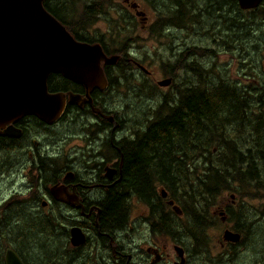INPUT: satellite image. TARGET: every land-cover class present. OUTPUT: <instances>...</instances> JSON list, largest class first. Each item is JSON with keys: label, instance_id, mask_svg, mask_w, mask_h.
Segmentation results:
<instances>
[{"label": "flooded vegetation", "instance_id": "flooded-vegetation-1", "mask_svg": "<svg viewBox=\"0 0 264 264\" xmlns=\"http://www.w3.org/2000/svg\"><path fill=\"white\" fill-rule=\"evenodd\" d=\"M157 1L151 0L147 5ZM168 1L174 4L170 7L176 22L163 19L166 21L158 20L154 26L163 23L158 42L168 62V69L163 70L161 66L159 81L170 79V84L157 87V90L170 91L173 84H177L179 90H196L199 83H206L210 95L220 90L231 98L234 93L235 96L244 93V86L239 89V85L225 82L228 81L230 58L225 43L229 42L231 30L227 26L229 9L224 11V6L229 7V0H213L214 6L207 5L218 9L222 4L221 13L216 10L210 18L208 25L212 26L208 36L215 39L212 44L207 42L208 46L201 41L199 46L186 45V40L197 36L196 32L204 23L205 8L195 10V4L187 0ZM120 4L128 9L129 18L125 24L132 27L140 22L141 31L146 28L148 31L142 32L153 37L152 26L148 29L147 13L142 12L141 3L120 0ZM120 4L118 0H100L98 11L104 14ZM54 5L49 0L45 6L52 8ZM183 10H190L198 20L182 26L178 14ZM63 11L61 7L57 10L58 13ZM136 13L144 16L137 17ZM105 23L108 24L105 33L98 28L91 33L83 23L72 26V32L79 38H115L111 22L106 20ZM217 38L225 40L221 43ZM101 48L107 56L110 54L103 45ZM119 55L118 65L124 62L128 69H133L132 73L151 78L152 73L140 60L126 51ZM210 59L216 61L218 69L215 71L205 68ZM118 65L101 64L106 83L103 90L98 80L84 85L61 74H49L48 93L65 96L64 108L55 121L46 122L32 114H19L0 121L3 264L4 251L10 246L21 261L31 255V264H39L33 250L43 247L41 240H45L46 264H264V155L262 157L258 149L262 134L259 126L264 125L262 100L254 99L253 112L240 119L235 111L239 112L243 103L241 98L234 97L237 103L233 114L218 110L219 119L207 124L208 130L202 131L204 138L201 133L191 134L194 137L190 156H184L180 146L170 152L177 171L190 169V193L181 197L189 204L174 203L180 211L172 221L173 235L166 236L164 214L169 196L163 197L159 191L171 178L166 180L163 174L154 173L162 166L163 156L158 162L149 163L148 159V164H143L149 169L145 181L147 190L124 186L126 146L137 138H144L150 118L133 121L118 114V106L112 104L114 111L105 107L111 104L108 100L111 91L117 94L118 83L114 82L116 88H113L112 72L115 69L121 74L125 72ZM195 69L199 70L198 79L194 77L198 74ZM213 80L214 83H208ZM134 90L138 88L132 87L131 91ZM158 96L162 99L164 95ZM155 100L157 104V97ZM140 101L144 106V98ZM180 102L179 98L173 101L178 104L177 110L181 109ZM243 107L250 112L246 105ZM248 120L250 125L241 128L240 123ZM201 126L204 127L203 123ZM199 138H203L202 142ZM201 144L206 145L205 150L200 148ZM180 175L179 172L176 175L178 183ZM114 192L121 202L118 212L122 220L119 222L101 217L103 203ZM21 218H29L34 224L36 235L32 239H36L32 244L23 242L18 237L20 234L14 236L13 230L7 227L11 220L19 222ZM73 229L79 232H72ZM76 236L82 238L78 245L72 242ZM9 237L19 240L9 241ZM25 243L30 246L21 247Z\"/></svg>", "mask_w": 264, "mask_h": 264}, {"label": "rangeland", "instance_id": "rangeland-1", "mask_svg": "<svg viewBox=\"0 0 264 264\" xmlns=\"http://www.w3.org/2000/svg\"><path fill=\"white\" fill-rule=\"evenodd\" d=\"M60 7L64 10L63 17L67 18V15L74 13L73 15L77 18V16L81 15L84 11V9L81 11L83 5L84 7L93 5L92 2L94 0H83V4L75 5L73 8V11L70 10L69 5L66 0H58ZM100 1V0H99ZM141 3L142 12L147 13V26L148 29L151 27L152 29V35L153 37H150L149 33H145L142 31H148L146 28L141 31V24L140 22H136L135 26L128 27L125 24V20H127L129 17L128 9L120 4V0H118V3L120 4L119 7H116V9H111L106 11L104 14L100 12V15L93 18V22L91 26L85 27L86 30L92 32H95L97 28L100 30L101 33H105L108 29V24L105 23L106 20H109L111 22V25L113 27L114 32L112 35L115 38H88L91 40H95L99 43H103V45L110 51L118 48V46H115L114 43L116 40L122 41L121 45L122 48H124L123 52H130L131 56L135 57L136 59L140 60L146 68L149 69V71L152 73L151 78L148 80L144 75H140L137 72L132 73L133 69L131 67L125 66L123 63L120 64V68L123 69L124 74H121L118 72L117 69H115L114 72L111 74V80L112 82H117V94L115 92L111 93L108 100L111 104L109 106H105L110 111H114L113 105L118 106L119 111L118 114L126 115L129 120L133 121H139L143 118H150L151 119V108L149 111L144 112L145 115H143V105L142 101H140L141 97H144L143 104L144 106L149 105V99L153 98L155 99L157 97L158 101L160 99L159 95L165 94L169 91L168 90H157L155 91V88L157 87V81L160 80L161 76V66L162 69H168L166 61V58L164 57L163 48L160 46V43L158 42L161 38L158 36L160 35V31L163 30V23L166 20L163 19H172V23L176 22V17L172 13V9L170 7V4H172L171 1H168L163 7L159 1L155 2L152 5L150 4L151 0H138ZM195 1V0H194ZM56 2V1H55ZM199 9L203 6L206 10L204 12V23H201L202 25L196 32L197 36H194L192 38H188L186 40V45L191 46L200 43H205V46H208L209 43L212 44V41H214L215 38H209L208 34L210 32V27L212 25H208L210 23V18L212 15L216 13L215 10H212L209 8V4H214L215 2L213 0H196ZM91 3V4H90ZM104 4V2H103ZM221 13V6L219 7ZM229 9V16L230 21L227 22V26H229L230 32V38L229 42L225 43V49L229 53V67H228V73L226 75L227 80L225 82L232 83L233 86L239 85V89L241 86H244L245 89L250 83L253 85H256L258 87L257 81H263L264 80V72H262V69L264 67V22L260 20V18L251 14H246L245 12L240 10L237 5L233 4L232 0H229V7L226 5L224 6V11ZM146 16V15H145ZM217 16V15H216ZM106 19V20H105ZM158 20L162 21L159 22V24L155 27L154 22H157ZM219 27L221 28V24L218 23ZM73 25H70L72 27ZM197 29V26H196ZM214 30H217L216 27H213ZM147 35H149L148 38H145ZM201 36V38H197L198 36ZM202 36L206 37L203 38ZM138 37V38H134ZM181 38L184 39L182 35H180ZM129 38V39H128ZM152 38V39H149ZM213 39V40H212ZM129 40V41H128ZM224 38H217V42H223ZM197 41V43H196ZM209 42V43H207ZM121 47V46H120ZM209 60L208 65L205 67L206 69L215 71L218 69L216 61ZM125 66V67H124ZM127 68V69H126ZM252 68H254L252 70ZM119 73L121 75L119 77ZM178 73L176 72V75ZM196 79H198L199 75L195 74L194 76ZM215 80L208 83H214ZM156 86V87H155ZM229 86L232 88V86L229 84ZM138 88V90L131 91V88ZM115 83H114V87ZM130 88V89H129ZM177 90V91H176ZM231 89H229L230 91ZM113 91V90H112ZM182 91L178 89L177 84H173L170 88V91L167 94L172 93L176 94L177 92ZM179 96V95H178ZM242 96H245L244 93H237V96H234L233 98L237 97V100H239ZM107 98V96H106ZM147 99L148 101H145ZM163 99V98H162ZM242 99V98H241ZM113 100L116 102L114 103ZM247 108L250 109V112H248V109L246 111L245 107H243V104L240 106V110L237 113L238 118L242 119L243 115H248V113H252L254 110L253 103L251 100H247ZM264 104V101L262 102ZM113 104V105H112ZM159 104V103H158ZM112 105V106H111ZM150 105L152 106L153 103L150 102ZM154 106V105H153ZM155 107V106H154ZM120 108L122 110L120 111ZM157 108V107H156ZM155 108V109H156ZM140 110V112H139ZM251 123L250 120L246 122L240 123L241 128L242 126H249ZM79 127V124L77 125ZM77 131V130H74ZM57 139L60 138V136L56 137ZM191 154V153H190ZM190 184V181H189ZM165 190V188H163ZM182 195V194H181ZM179 195V196H181ZM186 196V195H184ZM19 223V225H15ZM32 226V227H31ZM7 227H10V229L13 230L14 236L18 237H26L28 239L25 240L26 243L32 244L33 241L36 239H32L34 236L29 235L33 233L34 224L32 220H29V218L19 219V222L17 220H11V223L7 225ZM42 227V225H41ZM170 227L173 228V224H170ZM22 233H24L22 235ZM11 236V235H9ZM18 238L14 239V237H9V241H17ZM19 240V239H18ZM25 243V247H27V244ZM10 244V243H6ZM40 244L43 245L41 248L44 250H37L36 247H34V255L39 258V264H46V249H45V240H41ZM1 249V245H0ZM47 252L49 250L47 249ZM27 261L29 264H31V259H29L28 256H26Z\"/></svg>", "mask_w": 264, "mask_h": 264}, {"label": "water", "instance_id": "water-1", "mask_svg": "<svg viewBox=\"0 0 264 264\" xmlns=\"http://www.w3.org/2000/svg\"><path fill=\"white\" fill-rule=\"evenodd\" d=\"M236 1L241 10H254L263 2ZM117 59L106 57L100 44L75 41L43 8L42 0H0V121L25 113L54 121L62 111L64 95L47 94L50 73L84 85L98 80L103 90L106 83L100 64L113 65ZM169 84L170 79L157 83L159 87ZM168 204L179 213L172 201ZM72 242L78 245L82 238L73 237ZM4 264L23 263L15 252L6 249Z\"/></svg>", "mask_w": 264, "mask_h": 264}, {"label": "trees", "instance_id": "trees-1", "mask_svg": "<svg viewBox=\"0 0 264 264\" xmlns=\"http://www.w3.org/2000/svg\"><path fill=\"white\" fill-rule=\"evenodd\" d=\"M48 1L49 0H45V5L46 2ZM187 1H189L190 3L193 2L195 4V10L199 9V6L196 1L194 0H187ZM51 2L55 5L52 8H48L46 6L48 8L46 10H48V12L55 19H58L60 22L67 25L69 32L73 35L72 27H70L71 24L66 21L65 17H63L62 14L59 15V13L57 12V10H59L60 8L56 6L59 4V1L51 0ZM67 2L70 10L72 11L75 5L83 4V0H67ZM159 2L160 3L162 2L164 4L166 0H159ZM232 2L233 4L236 5L235 0H232ZM92 4L93 5H89L86 7H84L85 5L84 4L81 9V11L84 9L83 13L77 16V18L73 15L74 13H72L69 19L71 21H75L76 24L83 23L84 27L91 26L93 22V18L100 15V11H98V8L100 6V1L94 0ZM221 5L222 4H220V6ZM211 9L213 10V7ZM216 10L219 12L220 8ZM172 13L174 14V12ZM245 13L254 15L256 17L258 16L260 20L264 22V0L257 9L252 11H247ZM178 15H179L178 18L179 22L182 26H184L185 25L184 23L186 22L188 23L191 21L196 22L198 20V16H195L192 12H190V10H183L181 11V14ZM76 39L82 42H95V40L87 41L88 38H79L77 36ZM121 43L122 41L120 42L119 40H116L114 45L115 46L119 45V46L118 48L114 49L111 52L103 45V43L100 44L103 45L104 48L110 53L121 54L123 53L125 48V46L124 48H122L123 44L121 45ZM118 66H120V64ZM253 69L254 68H252V70ZM121 71H123V69H121ZM195 72L198 73L199 75L198 69H195ZM262 72H264V67L262 69ZM257 82H258L257 83L258 87L250 83L244 89L245 96L241 97L242 103L244 105L247 106L248 104L247 100L249 99L251 100L252 103H254V99L262 100V102L264 101V80ZM155 91H157V87L155 88ZM113 92L115 91L114 90L111 91V93ZM229 92L226 93L228 94ZM208 93L209 92H207L206 83H199L197 85L196 90L194 88L191 90H182L173 95L172 93L167 95L163 94L164 95L163 99H160L158 101L159 104L158 103L156 104L155 99L148 98L149 101L152 102L153 105L155 106V107L153 105L151 106L149 102V105L143 106L142 109L143 112H147L149 108H152L151 119L150 122L148 123V132L144 136V138H139V139L137 138L136 141L126 146L125 166H124L125 187L137 188L141 191L147 190L148 184H146L147 182L145 181L147 177L146 173L147 170L149 169L145 168L143 164H148L147 163L148 159H149V163L158 162L159 158L162 155L163 156L161 157V160L163 161L161 162L162 166L160 168H156L154 173L159 172L163 174L166 180L168 178H171L170 182L165 181V183H163L165 192L169 196L170 200H172L174 203L182 202L185 205L189 204L188 200H183L181 197H183L184 195L187 196L190 193V184H189L190 169L182 168L180 171H177L178 167L173 165L174 160L173 158H171L170 152H173L175 148L180 146L182 154H184V156L185 155L190 156V150L193 144V137H194V135L191 134H195L196 136L201 133V136L204 138V135H202V131L208 130V125L211 124V121H214L213 119H217V120L219 119L220 114H218V110L220 113L233 114L235 105L237 103L235 99L231 98L229 95H225V91L220 90L211 95ZM231 94H233V92H231ZM176 98H179L181 101L179 103L180 104L179 107H181V109L179 110H177L176 107V105L178 104L173 103V101L176 100ZM237 113L238 112L235 111V115ZM124 116L125 119L130 118L129 116H128L129 118L126 115ZM201 123H203L204 127L201 126ZM259 131H262V134L258 141L259 143L258 149L261 150L260 154L263 157L264 155V134H263L264 125L263 124L259 126ZM203 138H199L198 141L202 142ZM200 148L205 150L206 145L201 144ZM153 156H155V158H152ZM171 169H174L176 171L174 170L171 171ZM178 172L181 174L179 178L180 180L179 183L176 180V175ZM118 199H119L118 194L114 192L111 194L110 199H108L105 203H103V209L101 213V217H103V219L109 221V218H113L114 222H119L122 220L121 213L119 214L118 212L121 205V202ZM173 218H174V213L171 211L169 206L166 205L165 214H164V220L166 224V230H165L166 236L173 235L172 228L170 227ZM39 227L40 226H37V228ZM23 234L24 233H22V235ZM29 235L35 236L36 232L33 230V233ZM26 239L28 238L22 237L23 242H25ZM24 246L25 244L22 245L21 247ZM27 246L30 245L27 244ZM41 250L44 249L41 248ZM2 255H3V250L0 249V264H3ZM30 256L28 255L29 258ZM24 263L29 264L26 257L24 258Z\"/></svg>", "mask_w": 264, "mask_h": 264}, {"label": "bare ground", "instance_id": "bare-ground-1", "mask_svg": "<svg viewBox=\"0 0 264 264\" xmlns=\"http://www.w3.org/2000/svg\"><path fill=\"white\" fill-rule=\"evenodd\" d=\"M69 33H70V32H69ZM70 34H71V33H70ZM71 35H72V34H71ZM80 42H82V41H80ZM160 194H161L162 196H163L164 194L167 195L164 189H161ZM163 197H164V196H163ZM151 229H152V228H151ZM7 249H11L13 252H15V251H14V248L11 247V246L8 247ZM5 250H6V249H5ZM22 263L25 264L24 261H22Z\"/></svg>", "mask_w": 264, "mask_h": 264}]
</instances>
